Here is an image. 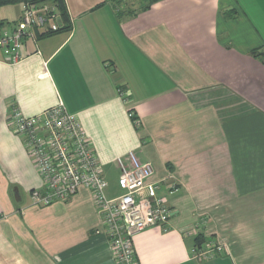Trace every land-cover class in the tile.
<instances>
[{
    "label": "crops",
    "instance_id": "obj_1",
    "mask_svg": "<svg viewBox=\"0 0 264 264\" xmlns=\"http://www.w3.org/2000/svg\"><path fill=\"white\" fill-rule=\"evenodd\" d=\"M25 3L0 6V37ZM66 4L69 31L0 46V264H117L89 189L32 202L43 181L11 112L59 101L94 147L108 198L124 193L119 157L154 168L146 193L175 214L134 236L139 264H264V54H252L264 52V0H158L134 15L130 0ZM199 234L228 251L191 259Z\"/></svg>",
    "mask_w": 264,
    "mask_h": 264
},
{
    "label": "built area",
    "instance_id": "obj_2",
    "mask_svg": "<svg viewBox=\"0 0 264 264\" xmlns=\"http://www.w3.org/2000/svg\"><path fill=\"white\" fill-rule=\"evenodd\" d=\"M59 12L50 2L25 3L20 22L12 32H4L0 46L18 47L22 39H35V29L52 32L58 29ZM18 55L14 56V60ZM125 101L128 98L120 92ZM130 115L132 113L130 112ZM11 124L24 140L26 149L40 174L43 186L31 191L33 204L50 205L67 201L81 187L89 189L103 219L117 264H139L133 239L144 229L159 225L167 228L175 211L157 194H147L148 180L154 174L151 162L140 161L134 153L128 154V163L117 159L121 174V196L108 198V185L98 155L88 140L76 114L70 113L62 101L32 116L17 107L11 112ZM156 189L157 185H151ZM202 221L198 228L205 226ZM200 230V229H199ZM227 244L205 240L190 250V258L211 260L225 255Z\"/></svg>",
    "mask_w": 264,
    "mask_h": 264
},
{
    "label": "trees",
    "instance_id": "obj_3",
    "mask_svg": "<svg viewBox=\"0 0 264 264\" xmlns=\"http://www.w3.org/2000/svg\"><path fill=\"white\" fill-rule=\"evenodd\" d=\"M116 3V6L119 8L121 5H125L126 1L128 0H114ZM137 1V2H136ZM134 3L136 4V8H129V13L136 14L137 12L141 10L148 9L151 7L156 1L158 0H136ZM18 2H27V3H39V2H50L57 6L58 12H59V20H58V29L56 31L52 32H43L39 29H35V38L40 37H46L51 36L53 34L59 33V32H65L69 31L72 27V20L68 11V7L66 4V0H0V6L4 4L9 3H18ZM253 55H263L264 52H261L259 48H256L252 51ZM130 112L132 113L131 117L134 121L137 120L138 116L136 113H133V110L131 109ZM206 238L204 235L199 234L195 241L196 245L199 246L203 241H205Z\"/></svg>",
    "mask_w": 264,
    "mask_h": 264
},
{
    "label": "rangeland",
    "instance_id": "obj_4",
    "mask_svg": "<svg viewBox=\"0 0 264 264\" xmlns=\"http://www.w3.org/2000/svg\"><path fill=\"white\" fill-rule=\"evenodd\" d=\"M131 2H135L136 0H130ZM137 2V1H136ZM136 5V4H135Z\"/></svg>",
    "mask_w": 264,
    "mask_h": 264
},
{
    "label": "water",
    "instance_id": "obj_5",
    "mask_svg": "<svg viewBox=\"0 0 264 264\" xmlns=\"http://www.w3.org/2000/svg\"><path fill=\"white\" fill-rule=\"evenodd\" d=\"M10 46L12 47V44H10Z\"/></svg>",
    "mask_w": 264,
    "mask_h": 264
}]
</instances>
